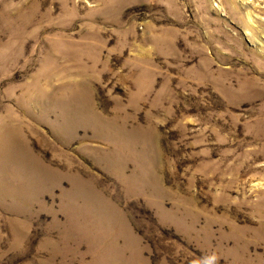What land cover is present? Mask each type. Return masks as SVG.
I'll list each match as a JSON object with an SVG mask.
<instances>
[{
    "label": "rangeland",
    "instance_id": "374dc122",
    "mask_svg": "<svg viewBox=\"0 0 264 264\" xmlns=\"http://www.w3.org/2000/svg\"><path fill=\"white\" fill-rule=\"evenodd\" d=\"M0 264H264V0H0Z\"/></svg>",
    "mask_w": 264,
    "mask_h": 264
}]
</instances>
